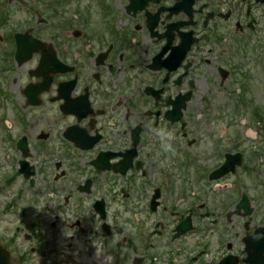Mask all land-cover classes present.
<instances>
[{
	"label": "flooded vegetation",
	"instance_id": "obj_1",
	"mask_svg": "<svg viewBox=\"0 0 264 264\" xmlns=\"http://www.w3.org/2000/svg\"><path fill=\"white\" fill-rule=\"evenodd\" d=\"M0 6L12 264H62L60 244L85 264H246L264 226V0Z\"/></svg>",
	"mask_w": 264,
	"mask_h": 264
},
{
	"label": "rangeland",
	"instance_id": "obj_2",
	"mask_svg": "<svg viewBox=\"0 0 264 264\" xmlns=\"http://www.w3.org/2000/svg\"><path fill=\"white\" fill-rule=\"evenodd\" d=\"M0 1H3V0H0ZM4 1H6V0H4ZM2 7H4V6H0V9H2ZM13 9V7H9V10H12ZM26 18V14H24V13H17V14H15V15H13L12 14V17L10 18V20H9V23L11 24H7V29H5V30H8L9 28H12L13 26L12 25H14V23H16V22H18V21H21V20H23V19H25ZM260 149H261V147H259V149L257 148V150L256 149H254V151L255 152H259L260 153ZM251 150H253L252 148H251ZM247 175H245L244 177H243V180H247ZM245 184L248 186L247 188H249L250 189V187L251 186H257L258 184H261V180L259 179V177L255 174V172L253 171V170H251V173H250V177H249V180L248 181H246L245 182ZM0 186L1 187H3L1 184H0ZM7 200V197L6 196H2V195H0V211H1V209H2V204L5 202ZM14 201H15V197H14ZM18 202V201H17ZM17 202L15 201V203H14V205H13V209L14 210H17V208H19V207H21V205H18L17 204ZM3 210V209H2ZM1 213V212H0ZM3 214V213H2ZM3 219V216L2 215H0V221ZM6 225H5V223L3 222L2 223V227H5ZM12 229H13V227H12ZM116 237H117V246H116V249H119L121 252H123L124 253V255H123V257H125L126 256V254H127V248H126V245L125 244H121V235L119 234V235H116ZM60 242V241H59ZM63 246V244H60V246L58 247V248H60V250L62 251V252H64V253H67V254H65V257H63V258H61V263L62 264H70L71 262H70V260L72 261V262H74L75 264H85L84 262H83V259H81V258H78V257H75V256H73L72 254L70 255V254H68L69 252H70V248H67V247H62ZM60 251V252H61ZM89 251H91L92 253H95V250L93 249V250H89ZM96 252H98V250L96 251ZM99 253V252H98ZM98 253H96L95 255H94V257L95 256H97V254ZM70 257V260H66V257ZM103 253H100V257H101V260L103 259ZM60 257V256H59ZM59 257L57 258V257H55V259H57L58 261H59ZM93 257V258H94ZM60 262V261H59ZM119 263H127V261L125 260V261H119ZM104 264V263H103Z\"/></svg>",
	"mask_w": 264,
	"mask_h": 264
},
{
	"label": "water",
	"instance_id": "obj_3",
	"mask_svg": "<svg viewBox=\"0 0 264 264\" xmlns=\"http://www.w3.org/2000/svg\"><path fill=\"white\" fill-rule=\"evenodd\" d=\"M251 251L246 260L256 264H264V246L260 249L259 245L255 242L249 244ZM0 264H10L6 250L0 245Z\"/></svg>",
	"mask_w": 264,
	"mask_h": 264
},
{
	"label": "clouds",
	"instance_id": "obj_4",
	"mask_svg": "<svg viewBox=\"0 0 264 264\" xmlns=\"http://www.w3.org/2000/svg\"><path fill=\"white\" fill-rule=\"evenodd\" d=\"M104 264H113V258L110 254L104 256Z\"/></svg>",
	"mask_w": 264,
	"mask_h": 264
}]
</instances>
